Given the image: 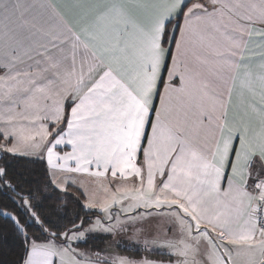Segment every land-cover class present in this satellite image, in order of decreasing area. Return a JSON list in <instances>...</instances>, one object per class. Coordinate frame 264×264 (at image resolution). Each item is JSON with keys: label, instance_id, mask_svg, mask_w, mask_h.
<instances>
[{"label": "snow or ice", "instance_id": "1", "mask_svg": "<svg viewBox=\"0 0 264 264\" xmlns=\"http://www.w3.org/2000/svg\"><path fill=\"white\" fill-rule=\"evenodd\" d=\"M9 156L16 264H264V0H0Z\"/></svg>", "mask_w": 264, "mask_h": 264}, {"label": "trees", "instance_id": "2", "mask_svg": "<svg viewBox=\"0 0 264 264\" xmlns=\"http://www.w3.org/2000/svg\"><path fill=\"white\" fill-rule=\"evenodd\" d=\"M8 164L11 169L17 173L25 174L30 179L42 180L44 173V166L41 162L33 158L24 156H15L0 158V165ZM0 202L2 198H0ZM6 203V202H5ZM74 205H70V210L74 209ZM103 237L90 240L89 244L92 247H103L106 244ZM20 254L19 242L14 234V231L9 223L0 219V264H16L17 258Z\"/></svg>", "mask_w": 264, "mask_h": 264}, {"label": "crops", "instance_id": "3", "mask_svg": "<svg viewBox=\"0 0 264 264\" xmlns=\"http://www.w3.org/2000/svg\"><path fill=\"white\" fill-rule=\"evenodd\" d=\"M50 2H53V3H64V2H66V0H50ZM251 47L254 49V48H255V45H252ZM84 179H85V181H86V180H88L89 178L85 177ZM243 259H244L243 257H240V258H238V261H239V262H242Z\"/></svg>", "mask_w": 264, "mask_h": 264}, {"label": "rangeland", "instance_id": "4", "mask_svg": "<svg viewBox=\"0 0 264 264\" xmlns=\"http://www.w3.org/2000/svg\"><path fill=\"white\" fill-rule=\"evenodd\" d=\"M25 157V156H24ZM87 181V180H86ZM107 243V242H106ZM125 245L124 244H121V247L123 248ZM135 251H136V249L135 248H129V253L130 254H134L135 253Z\"/></svg>", "mask_w": 264, "mask_h": 264}]
</instances>
